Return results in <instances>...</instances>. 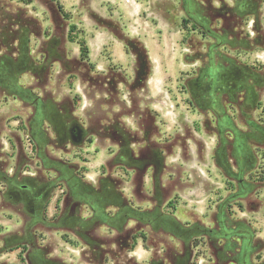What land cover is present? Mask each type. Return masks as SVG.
Returning <instances> with one entry per match:
<instances>
[{"label":"rangeland","instance_id":"1","mask_svg":"<svg viewBox=\"0 0 264 264\" xmlns=\"http://www.w3.org/2000/svg\"><path fill=\"white\" fill-rule=\"evenodd\" d=\"M0 264H264V0H0Z\"/></svg>","mask_w":264,"mask_h":264},{"label":"trees","instance_id":"2","mask_svg":"<svg viewBox=\"0 0 264 264\" xmlns=\"http://www.w3.org/2000/svg\"><path fill=\"white\" fill-rule=\"evenodd\" d=\"M60 10H61V6H59ZM80 53L82 58L86 59L87 55H88V48L84 45V43H80Z\"/></svg>","mask_w":264,"mask_h":264},{"label":"flooded vegetation","instance_id":"3","mask_svg":"<svg viewBox=\"0 0 264 264\" xmlns=\"http://www.w3.org/2000/svg\"><path fill=\"white\" fill-rule=\"evenodd\" d=\"M98 239V238H97ZM102 239V238H101Z\"/></svg>","mask_w":264,"mask_h":264},{"label":"crops","instance_id":"4","mask_svg":"<svg viewBox=\"0 0 264 264\" xmlns=\"http://www.w3.org/2000/svg\"><path fill=\"white\" fill-rule=\"evenodd\" d=\"M154 95V94H153Z\"/></svg>","mask_w":264,"mask_h":264}]
</instances>
